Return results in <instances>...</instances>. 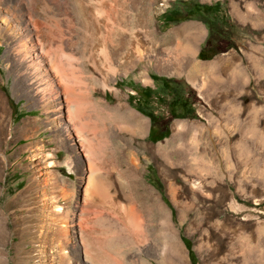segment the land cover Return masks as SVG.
I'll return each instance as SVG.
<instances>
[{
	"label": "bare ground",
	"instance_id": "1",
	"mask_svg": "<svg viewBox=\"0 0 264 264\" xmlns=\"http://www.w3.org/2000/svg\"><path fill=\"white\" fill-rule=\"evenodd\" d=\"M154 1L0 0V37L9 40L7 52L21 96L38 105L32 109L51 114L48 125L57 133L55 142L70 151L64 165L78 173L75 191H70V183L58 176L64 168L49 170L50 164L58 165L54 158L60 152L47 160L42 142L31 151L30 180L39 190V216L28 230L35 264H130L133 258L142 260L152 253L155 257L158 245L148 238L150 218L155 215L163 231L158 241L161 259L166 264H185L168 210L144 183L142 164L156 163L167 197L179 207L177 170L185 167L182 177L190 183L192 169L187 147L176 144L179 139L186 142V126L173 124L174 136L165 145L147 143L148 121L125 102V94L116 87L120 75L131 74L151 83V69L164 72L175 65L179 71H192L199 67L182 61L191 51L183 43L187 39L196 42L199 28L183 27L161 37V52L157 32L144 31L148 16L143 15V6L146 3L151 13ZM95 92L102 97L95 99ZM108 92L114 104L107 101ZM38 121L27 120L22 132ZM1 126L5 128L0 131L4 129L10 137L12 121L3 125L0 116ZM57 135L62 138L58 140ZM204 158V152L197 150L195 168L200 175ZM30 192L29 183L24 195ZM14 215L19 216L17 208ZM13 236L0 205V264H6L5 252L24 239L21 234L17 240Z\"/></svg>",
	"mask_w": 264,
	"mask_h": 264
},
{
	"label": "rangeland",
	"instance_id": "2",
	"mask_svg": "<svg viewBox=\"0 0 264 264\" xmlns=\"http://www.w3.org/2000/svg\"><path fill=\"white\" fill-rule=\"evenodd\" d=\"M146 9L145 3L148 24L143 29L157 32L159 52L161 37L183 27L199 28L201 35L196 42L183 43L191 51L182 61L199 65L196 70L179 71L175 65L164 72L151 69V83L131 74L117 77L125 102L148 121L147 143L165 145L174 136L175 123H184L188 132L186 142L176 143L187 147L192 167L190 183L182 177L185 167L177 170L180 206L167 197L156 163L143 161L144 183L168 210L185 264H264V0H155L151 13ZM8 41L0 37V116L3 125L12 121L10 137L0 131V205L13 240L19 234L24 239L4 256L6 264H35L28 230L39 216V190L30 180L31 151L42 142L47 160L60 152L54 158L59 166L50 164L49 170L63 167L58 176L70 183V191H75L78 173L64 165L70 151L55 142L57 133L48 125L51 114L32 109L38 105L21 96ZM94 94L95 99L102 97ZM106 98L115 103L110 92ZM34 118L39 123L22 132L24 123ZM197 150L205 156L201 175L195 168ZM29 183L31 192L24 195ZM155 217L150 218L148 237L158 245L155 257L133 258L130 264H166L159 255L161 221Z\"/></svg>",
	"mask_w": 264,
	"mask_h": 264
}]
</instances>
